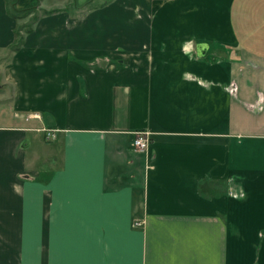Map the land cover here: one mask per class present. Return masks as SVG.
<instances>
[{
  "label": "crops",
  "instance_id": "0c3cea01",
  "mask_svg": "<svg viewBox=\"0 0 264 264\" xmlns=\"http://www.w3.org/2000/svg\"><path fill=\"white\" fill-rule=\"evenodd\" d=\"M68 4L0 0V264H264V0Z\"/></svg>",
  "mask_w": 264,
  "mask_h": 264
},
{
  "label": "built area",
  "instance_id": "2783aa9c",
  "mask_svg": "<svg viewBox=\"0 0 264 264\" xmlns=\"http://www.w3.org/2000/svg\"><path fill=\"white\" fill-rule=\"evenodd\" d=\"M45 139L51 140L55 137V129L47 128L44 130ZM151 142V134L147 130H137L134 132L133 146L137 150H145Z\"/></svg>",
  "mask_w": 264,
  "mask_h": 264
},
{
  "label": "rangeland",
  "instance_id": "374dc122",
  "mask_svg": "<svg viewBox=\"0 0 264 264\" xmlns=\"http://www.w3.org/2000/svg\"><path fill=\"white\" fill-rule=\"evenodd\" d=\"M108 0H68L69 4L67 6V10L70 13L76 15H84L86 14L92 7L103 4Z\"/></svg>",
  "mask_w": 264,
  "mask_h": 264
},
{
  "label": "trees",
  "instance_id": "16d2710c",
  "mask_svg": "<svg viewBox=\"0 0 264 264\" xmlns=\"http://www.w3.org/2000/svg\"><path fill=\"white\" fill-rule=\"evenodd\" d=\"M27 11H28V9L27 10H18L13 3L8 7V12L13 16H20Z\"/></svg>",
  "mask_w": 264,
  "mask_h": 264
},
{
  "label": "water",
  "instance_id": "95a60500",
  "mask_svg": "<svg viewBox=\"0 0 264 264\" xmlns=\"http://www.w3.org/2000/svg\"><path fill=\"white\" fill-rule=\"evenodd\" d=\"M203 46H204V45H199V46H198L199 49H200V51L198 52L199 54H203V53L201 52V49L203 48Z\"/></svg>",
  "mask_w": 264,
  "mask_h": 264
}]
</instances>
